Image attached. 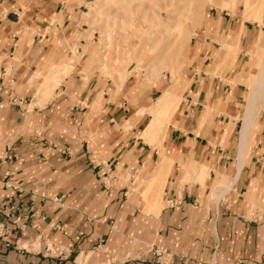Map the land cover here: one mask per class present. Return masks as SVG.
Returning <instances> with one entry per match:
<instances>
[{
  "label": "crops",
  "instance_id": "1",
  "mask_svg": "<svg viewBox=\"0 0 264 264\" xmlns=\"http://www.w3.org/2000/svg\"><path fill=\"white\" fill-rule=\"evenodd\" d=\"M87 3L0 0V229L6 232L0 236V264L100 260L103 254L95 250L103 241L106 250H136L140 242L151 245L158 240L156 247L175 253L184 246L188 215L196 226L201 219L202 213L191 206L198 209L195 205L208 195L209 201H216L218 214L224 209L217 204L226 194L232 201L223 212L221 234L222 247L227 240L228 261L264 264V220L251 224L236 218L252 205L257 215H264L258 210L264 206V130L252 132L260 109L250 116L244 108L238 131V121L225 115L233 114L237 87L198 73L217 59V42L202 35L196 43L182 89L178 93L176 84L165 88L182 100L162 133L148 141L142 134L150 115L138 111L149 109V101L163 93L160 88L153 85L139 93L129 78L117 90L106 88L104 79L71 72L73 65L66 62L67 77L54 71L65 54L62 40L69 45L67 39L79 31ZM228 17L225 13L218 23L240 26ZM243 27L240 46L252 38L248 26ZM213 36L220 39L221 31ZM230 36L235 39L238 32ZM73 50L77 53L79 47ZM84 53L83 48L80 57ZM234 71L227 77L236 82L239 71ZM246 116L251 122L244 131ZM92 143L99 146L98 161ZM112 168L124 178L139 171L136 178L148 186L143 199H125V186L103 185L102 177ZM222 181L229 185L219 192ZM162 189L165 199L159 203L156 197ZM229 213L233 216L227 220ZM48 238L70 245L51 248ZM201 244L197 237L191 240L188 246L194 253L177 255V264H208L199 253ZM73 245L80 252L74 259ZM125 264L157 262L148 258Z\"/></svg>",
  "mask_w": 264,
  "mask_h": 264
},
{
  "label": "rangeland",
  "instance_id": "2",
  "mask_svg": "<svg viewBox=\"0 0 264 264\" xmlns=\"http://www.w3.org/2000/svg\"><path fill=\"white\" fill-rule=\"evenodd\" d=\"M254 1L251 0V3ZM256 2L253 11H251L248 5L246 9L245 0H88L81 24L78 27L79 31H75V34L67 39L69 45L66 44V40H62L66 45L65 54L54 71L59 72L60 77H67L68 74L63 65L66 62L73 65L71 72L82 71L86 76L97 75V77L104 79L106 88L114 87L117 90L129 78V83L134 82L135 89L139 93H144L153 85L163 92L166 87L174 84H176V91L179 93V89L184 86V80L190 75V69L193 66L194 47L204 35L208 37V41L212 38V41L217 42L214 51L218 52L217 57L220 56L221 59L211 60V65L206 66L204 70L199 69L198 73L204 71L209 77H217L219 79L218 84L223 83V86L228 84L230 87H237L239 98L235 99L232 104L233 114L228 111L225 115H229L232 121H238L237 130L239 131L242 126L243 110L244 108L246 110L251 103L249 101L251 93L257 90L258 81L264 74V0L262 5L259 4L258 0ZM225 13H228V18H233L236 23L240 21V26L233 28L228 26V22H226V26L222 27L218 20L221 17L224 18ZM243 24L248 26L247 29L252 34V38L240 46L239 40L244 28ZM55 25L56 23H54V32L57 31ZM217 31H221L222 37L220 39L213 36L216 35ZM233 31L238 32V37L235 39L230 38ZM74 46L79 47V52H74ZM228 46L230 55L228 59H225L223 55L225 47ZM83 48L85 53L83 57H80L79 54ZM238 56L241 59L239 67L236 69L234 66ZM232 70H235V73L239 71V75L235 79L236 82L227 77V73ZM258 93L260 94L256 95L255 102L250 105L248 112H246V115L253 116L255 110L260 109L252 130L253 133H261L264 130V106L261 107L264 98L263 92L259 91ZM158 96L149 101L148 107L153 105ZM92 109L97 110L98 107ZM141 114L152 115L148 109ZM250 116H246L244 120V131L249 127L251 120L248 125H246V121L251 119ZM135 124L133 122L132 125ZM142 137H145L146 140L149 138L143 134ZM252 141L249 147V156L253 154L254 150L255 144L254 140ZM92 149L96 150V161L100 160L99 146L92 143ZM107 169L109 168L107 167ZM96 172L100 171L96 170ZM138 172L134 171V176L124 178L112 168L106 176L102 177V183L109 188L125 186V199L134 196H141L143 199V191L148 186L147 184H140L136 178L139 175ZM186 181H191V178H187ZM140 185L142 186L140 187ZM228 185L229 182H220L217 191L224 190ZM230 195L226 194L220 199L217 205L224 210H219L218 214L216 201H209L208 195L195 205L196 207L199 206L198 209L191 206L192 211H200L202 216L196 226L194 219H190L188 215V223L191 227L188 226L184 232L182 236L184 246L178 252H166L162 247H156L155 243H158V240L151 242V245H144L140 242L137 244L136 250L125 246L106 250L105 241H103L95 251H99L96 254H103L104 259H81L77 260V263L125 264L127 261L150 258L152 261H160L163 264H177V255L194 253V249H189L188 245L191 240L197 237V240L200 239L202 242L198 250L203 256V261L208 264H238L239 262L231 263L228 261L227 240L222 247L223 226L221 222H223V212L227 211L231 204ZM156 199L159 203L163 202L165 199L163 189L160 190ZM258 210L264 211V206ZM256 211L257 208L252 205L246 214H241L236 218L240 220L239 223L257 224L264 220V215H257ZM232 216L233 214L229 213L227 220H230ZM56 236L61 237V234L58 233ZM46 242L51 248L57 246L66 248L70 245V242L66 244L53 243L50 238ZM145 246L148 247L147 250L143 248ZM70 249L72 251L70 257L73 255L72 259L80 254L76 246H70ZM156 251L159 255L155 254ZM93 255L95 254H91V256ZM157 264L161 263L158 262Z\"/></svg>",
  "mask_w": 264,
  "mask_h": 264
},
{
  "label": "bare ground",
  "instance_id": "3",
  "mask_svg": "<svg viewBox=\"0 0 264 264\" xmlns=\"http://www.w3.org/2000/svg\"><path fill=\"white\" fill-rule=\"evenodd\" d=\"M258 2L259 4L262 5L263 0H258ZM256 3H257L256 0L253 3H251V0H245L246 9L248 5L249 10L253 11ZM229 55H230V48L228 46L225 47V52L223 57H225V59H228ZM216 58L221 59L220 56ZM259 91L263 92V98H264V74L263 76H261V78L258 81L257 90L251 93L249 100L251 103L246 108V112H248L250 105H252L255 102L256 95L260 94L258 93ZM178 99L181 98H178L175 92L168 90H164L163 93L157 99H155L153 105H151L148 109L152 114L150 115L151 119L147 123L143 131V135L149 137L147 140L153 141L158 135H160V133H162V130L167 126L168 121L170 120L169 117L171 116L172 113H174V110H176L177 103L179 101ZM155 107L156 109L154 110ZM144 111L145 110H140L138 111V114H141ZM250 120L251 119L246 121L247 122L246 125L249 124Z\"/></svg>",
  "mask_w": 264,
  "mask_h": 264
},
{
  "label": "built area",
  "instance_id": "4",
  "mask_svg": "<svg viewBox=\"0 0 264 264\" xmlns=\"http://www.w3.org/2000/svg\"><path fill=\"white\" fill-rule=\"evenodd\" d=\"M77 52H79V50L77 51ZM109 177V176H108ZM110 178V177H109ZM106 179H108V178H106ZM56 229H60V227L58 226V225H56V227H55ZM6 234V232H3V230L2 229H0V236H3V235H5ZM17 245V244H16ZM155 254H157V255H159V253L156 251L155 252ZM159 263H161V264H163L162 262H160V261H158ZM157 262V263H158ZM168 263H170V260H168ZM171 264V263H170ZM184 264H186V263H184Z\"/></svg>",
  "mask_w": 264,
  "mask_h": 264
}]
</instances>
